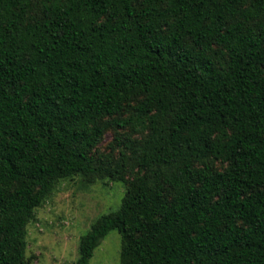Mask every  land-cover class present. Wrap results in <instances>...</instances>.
<instances>
[{
	"label": "trees",
	"instance_id": "trees-1",
	"mask_svg": "<svg viewBox=\"0 0 264 264\" xmlns=\"http://www.w3.org/2000/svg\"><path fill=\"white\" fill-rule=\"evenodd\" d=\"M77 175L126 191L76 264L113 229L121 264H264V0H0V264Z\"/></svg>",
	"mask_w": 264,
	"mask_h": 264
},
{
	"label": "rangeland",
	"instance_id": "rangeland-1",
	"mask_svg": "<svg viewBox=\"0 0 264 264\" xmlns=\"http://www.w3.org/2000/svg\"><path fill=\"white\" fill-rule=\"evenodd\" d=\"M113 138L114 132L107 131L99 150H108ZM125 191L122 181L88 183L79 175L62 180L28 224L27 264H76L81 236L96 219L120 206ZM121 249L122 235L113 229L95 249L90 264H121Z\"/></svg>",
	"mask_w": 264,
	"mask_h": 264
}]
</instances>
